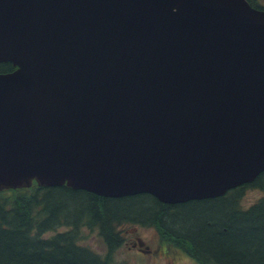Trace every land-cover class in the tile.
Segmentation results:
<instances>
[{"label": "water", "instance_id": "obj_1", "mask_svg": "<svg viewBox=\"0 0 264 264\" xmlns=\"http://www.w3.org/2000/svg\"><path fill=\"white\" fill-rule=\"evenodd\" d=\"M0 189L163 202L264 170V9L249 0H0Z\"/></svg>", "mask_w": 264, "mask_h": 264}, {"label": "trees", "instance_id": "obj_2", "mask_svg": "<svg viewBox=\"0 0 264 264\" xmlns=\"http://www.w3.org/2000/svg\"><path fill=\"white\" fill-rule=\"evenodd\" d=\"M14 67L0 61V72ZM250 187L260 196L242 205ZM126 224L155 227L198 264H264V170L221 195L174 203L147 192L104 196L65 183L0 189V264H128L112 256ZM83 227L97 229L105 253L81 242Z\"/></svg>", "mask_w": 264, "mask_h": 264}, {"label": "rangeland", "instance_id": "obj_3", "mask_svg": "<svg viewBox=\"0 0 264 264\" xmlns=\"http://www.w3.org/2000/svg\"><path fill=\"white\" fill-rule=\"evenodd\" d=\"M264 5V0H256ZM261 190L247 188L241 197L242 205H248L260 196ZM123 228L124 240L112 253L115 261L128 264H198L186 251L166 240H163L153 226L126 224ZM65 226L59 228L63 229ZM50 232H47L48 234ZM81 242L87 243L101 254L105 253V245L97 229L83 227ZM141 243V244H140ZM145 247V252L138 247Z\"/></svg>", "mask_w": 264, "mask_h": 264}, {"label": "flooded vegetation", "instance_id": "obj_4", "mask_svg": "<svg viewBox=\"0 0 264 264\" xmlns=\"http://www.w3.org/2000/svg\"><path fill=\"white\" fill-rule=\"evenodd\" d=\"M138 248H139V251H140L141 248L144 249L143 251L147 250V248H145V247H140V246H139ZM141 251H142V250H141Z\"/></svg>", "mask_w": 264, "mask_h": 264}]
</instances>
